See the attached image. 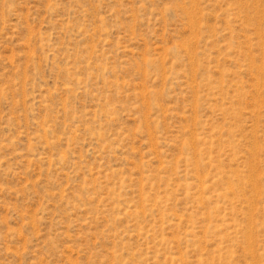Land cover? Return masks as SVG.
<instances>
[{
    "label": "rangeland",
    "instance_id": "1",
    "mask_svg": "<svg viewBox=\"0 0 264 264\" xmlns=\"http://www.w3.org/2000/svg\"><path fill=\"white\" fill-rule=\"evenodd\" d=\"M0 264H264V0H0Z\"/></svg>",
    "mask_w": 264,
    "mask_h": 264
}]
</instances>
